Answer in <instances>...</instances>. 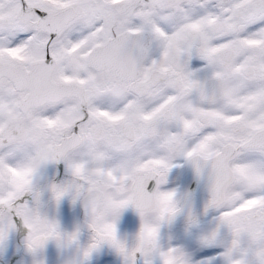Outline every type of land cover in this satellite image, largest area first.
Instances as JSON below:
<instances>
[{"label": "snow or ice", "instance_id": "6c2138e0", "mask_svg": "<svg viewBox=\"0 0 264 264\" xmlns=\"http://www.w3.org/2000/svg\"><path fill=\"white\" fill-rule=\"evenodd\" d=\"M0 264H264V0H0Z\"/></svg>", "mask_w": 264, "mask_h": 264}]
</instances>
